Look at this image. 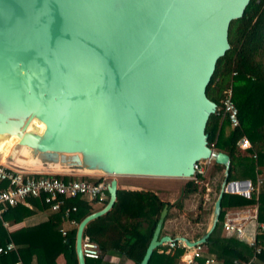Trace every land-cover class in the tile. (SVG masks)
Wrapping results in <instances>:
<instances>
[{
    "label": "water",
    "instance_id": "water-1",
    "mask_svg": "<svg viewBox=\"0 0 264 264\" xmlns=\"http://www.w3.org/2000/svg\"><path fill=\"white\" fill-rule=\"evenodd\" d=\"M250 0H0V143L19 136L5 158L26 171L191 178L195 164L223 165L210 221L197 239L160 236L162 209L140 264L171 240L208 245L230 186L231 159L208 144L207 121L217 111L206 88L230 48L229 25ZM38 117L45 128H28Z\"/></svg>",
    "mask_w": 264,
    "mask_h": 264
},
{
    "label": "trees",
    "instance_id": "trees-1",
    "mask_svg": "<svg viewBox=\"0 0 264 264\" xmlns=\"http://www.w3.org/2000/svg\"><path fill=\"white\" fill-rule=\"evenodd\" d=\"M228 40L230 48L217 60L206 88L208 98L216 102L218 108L210 115L206 132L209 146L227 153L231 159L227 181L247 179L251 182L252 190L248 197L224 192L219 220L208 238L207 252L198 259L199 264H203L207 257L216 258L218 264H245L252 257V248L246 240L222 233V220L227 210L257 205L258 220L264 223V181L259 190L256 189L257 178H264V0H250L242 17L230 22ZM230 84L233 85V99L240 123L234 128L227 119L222 120L220 110L224 92ZM243 136L248 138L249 148L243 149L238 145ZM223 171L224 166L213 161L208 181L210 190L205 191L204 187L188 180L173 202L162 200L152 189L118 188L112 208L84 227L83 239L97 242L102 252L118 251L135 264H140L165 205L168 211L160 236L182 235L191 240L197 239L208 226V218L224 178ZM54 175L64 180L76 178L74 174ZM80 178L98 183L105 177L81 175ZM108 198L107 192L105 204ZM29 200L48 208L42 195L29 197ZM64 202V208H77L70 217L78 222L95 211L93 201L84 194L66 197ZM194 204H197L198 211L195 215H189L196 230L182 229L178 222H174L183 213L189 212ZM8 214L17 215L15 219L19 220L31 214V210L22 204L8 207L2 214L4 222L8 221ZM62 214V210L53 212L47 221L22 228L10 236L0 221V245L8 241L15 245L10 252L0 254V259L5 258L7 264H57L62 254L65 264H78L75 252L77 227L68 230L64 241L59 231ZM255 239L263 248L258 260L264 264V232L256 235ZM182 253L183 248L167 252V246H161L154 250L148 264H180ZM86 264H100V259H86Z\"/></svg>",
    "mask_w": 264,
    "mask_h": 264
},
{
    "label": "built area",
    "instance_id": "built-area-1",
    "mask_svg": "<svg viewBox=\"0 0 264 264\" xmlns=\"http://www.w3.org/2000/svg\"><path fill=\"white\" fill-rule=\"evenodd\" d=\"M221 102L220 110L222 120L227 119L233 128L239 126L238 108L233 99L232 84L224 92ZM238 145L246 149L250 147V142L246 136H243L238 141ZM212 165L213 160L211 159L197 162L195 164V173L189 179L193 180L199 186H203L205 191H209L210 187L205 176L212 169ZM263 181V177L259 176L257 178V190H259ZM108 185L109 182L106 177L98 183H92L80 177L64 180L55 176L53 173L29 172L0 162V221L3 222L2 214L8 207L24 203L29 197H39L42 195L44 203L48 205L50 210L55 212L62 210V220L66 221L71 227H77L79 222L75 218L70 217L71 212L76 211L77 208L75 206L64 208V198L84 194L89 196L94 204H99L103 207L107 198ZM241 186V184L236 182L235 192L240 193ZM250 223L253 224L254 230L252 232L253 235L248 237L247 228ZM221 229L223 234L246 240L249 247L252 248V257L245 264H257L258 256L263 251V248L257 243L255 236L264 232V223L258 220L257 205L227 210L224 213ZM59 231L64 241H66L68 229L62 226L59 227ZM163 246H167V251L175 248H183V253L180 256L182 264H199L198 259L207 252L206 245L199 244L189 248L184 242L178 240H171ZM14 248V243L8 241L4 245H0V254H6ZM81 248L85 259L101 258L102 251L97 242L82 239ZM218 263L219 260L216 258L207 257L204 259L203 264Z\"/></svg>",
    "mask_w": 264,
    "mask_h": 264
},
{
    "label": "crops",
    "instance_id": "crops-1",
    "mask_svg": "<svg viewBox=\"0 0 264 264\" xmlns=\"http://www.w3.org/2000/svg\"><path fill=\"white\" fill-rule=\"evenodd\" d=\"M8 154V149L5 145V150L3 152L4 159ZM38 173L35 171H29ZM44 173V172H42ZM75 175V174H74ZM104 177H107L105 175H102ZM129 176H117V182H118V188L122 189H130V190H137V189H152L156 192V194L164 201L173 202L176 197L180 194L181 186H169L165 184H157L153 186L145 185V184H139L136 182H133L131 179L128 178ZM263 177V176H261ZM111 180V179H110ZM239 181V180H237ZM251 182L249 181V187L241 186V192H229V193H236L241 194L245 197H248L250 195V191L252 190L250 186ZM231 190H235V186H231ZM23 206L27 207L31 210V214L27 215L26 217H23L21 219H15L17 215L8 214V221H3L5 231L10 236L12 233L19 231L22 228L29 227L32 225L39 224L41 222L47 221L51 214L55 211L50 210L46 206L43 205H37L36 203H32L29 198L24 202L20 203ZM96 210H99L102 208L99 204L93 205ZM3 218V217H2ZM210 221V216L208 218V223ZM66 227L68 230L72 228L66 221L61 220V223L59 227ZM254 227L253 224L250 223L247 228L248 237H251L253 234ZM168 252V251H167ZM180 264H182L181 259L179 260ZM57 264H65L64 256L61 254L57 261ZM0 264H7V260L5 258L0 259ZM100 264H135L134 261L128 257H126L124 254L118 252V251H106L102 252L101 258H100ZM257 264H263L260 260L257 261Z\"/></svg>",
    "mask_w": 264,
    "mask_h": 264
},
{
    "label": "rangeland",
    "instance_id": "rangeland-1",
    "mask_svg": "<svg viewBox=\"0 0 264 264\" xmlns=\"http://www.w3.org/2000/svg\"><path fill=\"white\" fill-rule=\"evenodd\" d=\"M7 149H8V147H7ZM201 161L203 162V160H201ZM0 162L7 164L5 159H4V156L2 154H0ZM53 174H55V173H53ZM56 174H64V173H56ZM211 174H212V169H210L207 172V175L205 176L207 181L210 180ZM82 175H84V174H82ZM74 176L79 178L81 175L76 174ZM105 176H107L106 179L109 182L111 179V176H109V175H105ZM128 178L131 179L133 182H136V183H139L142 185L145 184V185L153 186V185H157V184H165V185L167 184L169 186H174V187L175 186H181V188L183 187V185L185 184L186 181L190 180L188 178L186 179V178H165V177L162 178V177H138V176H129ZM200 187L203 188V186H200ZM176 199H177V197L174 200H176ZM197 211H198L197 204L192 205L190 211L187 213H183L181 216H179L178 220L175 221L174 223L177 224V222H178L182 229H186V230H190V231L196 230V227L193 226V224L191 223L192 219H190L189 213H193V215H195L197 213ZM173 226H175V225H173Z\"/></svg>",
    "mask_w": 264,
    "mask_h": 264
},
{
    "label": "bare ground",
    "instance_id": "bare-ground-1",
    "mask_svg": "<svg viewBox=\"0 0 264 264\" xmlns=\"http://www.w3.org/2000/svg\"><path fill=\"white\" fill-rule=\"evenodd\" d=\"M33 126H36L38 127V129L40 131H42L44 128H45V124L38 118L36 117L35 119H33L31 121V123L29 124L28 128H32ZM19 140V136L17 134H12L9 139L3 141L0 143V154L3 155V152L5 150V145L8 147V150L9 148L15 144L16 142H18ZM231 186H234V185H231ZM231 186H230V190H231Z\"/></svg>",
    "mask_w": 264,
    "mask_h": 264
}]
</instances>
